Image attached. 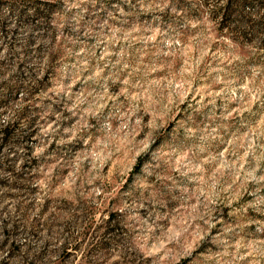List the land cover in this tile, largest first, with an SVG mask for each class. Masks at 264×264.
<instances>
[{
	"label": "rangeland",
	"instance_id": "374dc122",
	"mask_svg": "<svg viewBox=\"0 0 264 264\" xmlns=\"http://www.w3.org/2000/svg\"><path fill=\"white\" fill-rule=\"evenodd\" d=\"M0 264H264V0H0Z\"/></svg>",
	"mask_w": 264,
	"mask_h": 264
}]
</instances>
